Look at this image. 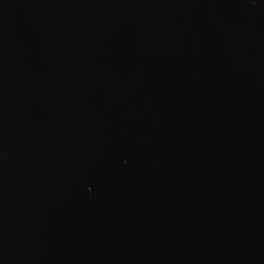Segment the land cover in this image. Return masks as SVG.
Returning <instances> with one entry per match:
<instances>
[{
    "label": "water",
    "instance_id": "95a60500",
    "mask_svg": "<svg viewBox=\"0 0 264 264\" xmlns=\"http://www.w3.org/2000/svg\"><path fill=\"white\" fill-rule=\"evenodd\" d=\"M0 264H264V0H0Z\"/></svg>",
    "mask_w": 264,
    "mask_h": 264
}]
</instances>
